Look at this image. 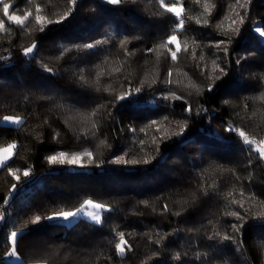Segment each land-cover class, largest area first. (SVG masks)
I'll return each mask as SVG.
<instances>
[{
  "label": "trees",
  "instance_id": "obj_1",
  "mask_svg": "<svg viewBox=\"0 0 264 264\" xmlns=\"http://www.w3.org/2000/svg\"><path fill=\"white\" fill-rule=\"evenodd\" d=\"M178 1L184 26L176 35L181 48L185 41L189 47L181 51L176 62L166 50L147 52L166 39L178 22L161 6V0H123L116 5L105 0H80L67 19L47 24L43 32L35 21L36 6L42 9L40 15L56 21L70 7L68 0H40L28 9L32 16L24 28L8 21L0 11V19L10 29L0 32V56L10 55L9 60L0 62V115L25 118L19 130L0 125V147L16 142L10 167L15 164L22 171L32 169L27 177L19 175V180L6 168L0 169V212L4 213L0 264H14L5 257L7 237L21 229L17 252L23 264H224L225 260L229 264H264V250L258 246L264 241V218L255 215L262 210L259 202L264 201V161L255 158L257 153L250 156L235 132L222 133L213 124L214 119H222L250 137L264 139V101L256 99L264 92V38L254 31L256 26H264V0H252L248 18L238 25V35L218 27L228 28L231 19L238 20L235 11H245L238 5L233 10L235 0H208L210 12L204 11V0L199 4ZM5 2L12 4L10 12L25 14L22 9H13L18 0ZM228 35L232 42L225 56L224 45L217 48L215 43ZM125 37L129 41L122 48L120 41ZM105 38L108 42L97 48L72 47ZM33 41L38 45L35 59L26 58L22 49ZM62 47L71 51L61 56ZM125 48L130 56H125ZM213 60L227 66L228 74L215 81V88L208 92V76L220 75L213 73ZM41 64L54 72H45ZM169 70L173 73L172 90L184 99L165 103L160 96L168 86L160 81L168 78ZM153 79L158 82L151 88L145 87L115 107L108 103L130 84L137 87L141 81ZM106 88L109 91H104ZM197 88L202 94H197ZM187 104L193 109L190 118L184 113ZM98 105L105 107L93 117ZM201 106L207 112L196 115ZM109 109L115 120L106 117ZM164 116L173 121L167 129L169 135L179 130L175 121L188 119L183 136L159 139L168 125V121H161ZM51 118L58 131L51 127ZM94 120L96 136L91 134ZM152 120L161 121V131L148 127ZM130 127L136 129L135 134ZM56 132L60 136L54 140ZM189 141L195 146L186 150ZM59 151H91L95 162L82 157L80 164L85 167L49 164L45 157ZM126 152V160L138 163L108 162ZM145 159L149 163L145 164ZM13 184L17 185L15 190ZM241 190L244 209L240 211L246 218L241 229L243 248L238 251L232 241L221 237L235 235L231 224L239 222L225 212L237 206L229 204L227 193L232 191L239 200ZM252 196L256 199H249ZM86 199L111 209L102 213V224L84 217L69 224L47 220L31 223L35 215L74 211ZM165 204L167 212L162 211ZM114 229L124 232L132 245L123 258L114 255L115 246L110 243ZM156 233L166 239L159 254L153 256L157 247L149 238H155ZM176 252L182 254L180 261L173 259Z\"/></svg>",
  "mask_w": 264,
  "mask_h": 264
},
{
  "label": "snow or ice",
  "instance_id": "obj_2",
  "mask_svg": "<svg viewBox=\"0 0 264 264\" xmlns=\"http://www.w3.org/2000/svg\"><path fill=\"white\" fill-rule=\"evenodd\" d=\"M30 2H31V0H30ZM68 2H69L70 7L68 8L67 12L56 21L47 20L46 17L40 15L39 13L42 11V9L40 8L39 5L36 6V13L37 14L35 15V21H36V24L39 25V30L41 32H43L45 30V27L47 26V24H51L54 22L55 23H62L65 19H67V17L69 15L72 14L73 11L76 10V8L80 4V0H68ZM105 2L116 5V4L122 3L123 0H105ZM195 2L199 4L200 0H195ZM251 3H252V0H235V5L231 6L233 8V10L235 11L236 6L238 5L240 9H244L245 11L243 12V14L239 11H235V17H237L238 20L236 18L231 19V23L229 24L228 28L224 29L222 24L218 25V27L223 29L225 32L236 33L238 35L240 32V27L238 25L242 26L245 23V20L248 18V9L250 8ZM161 6L164 7L167 12L172 13L177 18L178 22L176 23L175 27L172 29L171 34L167 35L166 39L161 40L156 45L155 49H147V52L152 53L153 51L166 50V53H167V55L170 56L171 60L173 62H176L181 51L186 52L188 50V47H189L187 41H185L183 48H181V44L178 42V37L176 35L177 29L182 30L183 26H184V19L181 18L182 13H183V8H182V6H179L178 0H173V2L170 5L164 4L163 0H161ZM11 7H12L11 3L5 2V0H0V11H2L3 16L6 17L7 20L10 21L11 23H13L17 26H20L21 28H24L25 22L28 21L30 16H32V12L30 10L26 11L25 14L21 16V15H17L15 12H10ZM213 7H214V5H213ZM204 11L210 12L208 0H204ZM199 22L200 21L197 20V23H199ZM205 23H207V21H205ZM8 31H10V29L5 27V20L0 19V32H8ZM254 31L256 33H258L260 37H264V28H262L260 26H256L254 28ZM128 41H129L128 37H125L124 40L120 41L121 47L124 48V45ZM107 42H108V39L105 38L103 40H97L94 43L84 44L82 46L73 45L72 47L76 48L77 50H89V49L97 48L101 45H104ZM231 42H232V37H231V35H228L225 40L217 41L215 43V47L220 48L221 45H224L222 50L225 53V56H227L228 55L227 45H230ZM171 46H174V48ZM37 51H38V45L35 41H33L30 46L22 49V55L26 58L35 59V54ZM69 51H71V48L62 47L61 48V56H63L65 53H67ZM124 54H125V56L131 55V53L126 48L124 49ZM193 55L195 56V53H193ZM9 59H10V55L9 56H0V62L7 61ZM199 59L203 60L204 59L203 55H201L199 57ZM236 64L237 65L240 64V59L236 60ZM41 67L45 72H48V73L54 72V70L52 68H49L46 65L41 64ZM212 68H213V73L218 71L220 73V75H214L213 74V75L208 76V79L211 81L207 87L208 92H212L213 89L215 88V81L222 79L223 76H226L228 74L227 70H226L227 66H221L220 64L217 63L216 60L212 61ZM117 71H118V69H117ZM172 75H173L172 71L169 70L167 73L168 78L165 79L164 81H160V82H162L168 86L165 88V90L162 92V94L160 96V99L162 101H164L165 103H170L173 100L184 99L182 96L176 95V93L172 90V88H171V85L173 84ZM262 79H264V77H262ZM80 80L81 81L84 80L83 76L80 77ZM157 82H158V80H156V79H153L150 82L149 81H141L140 85L137 87H132L130 84L128 90L120 93L119 95H117L115 97L114 101H109L108 103H110L112 105V107H115L117 103L127 100L130 96L141 93L142 91H144L145 87L151 88ZM97 91H100V89H97ZM104 91H109V89L106 88V89H104ZM196 91H197V94H202L201 89L197 88ZM109 94H111V93H109ZM256 99L264 101V92H262L259 97H256ZM150 103H154V101H150ZM224 103L227 104L228 101L225 100ZM104 107H105V105H98L97 109H93L91 115L93 117H96L97 111L100 108H104ZM201 111L206 113L207 109H205V108H203V106H201V108H198L196 110V115H200ZM184 113L186 114L187 118L191 117V115L193 113V109H192L191 104H187V106L184 109ZM106 117L109 119H113V120L116 119L115 117H112L110 109L106 110ZM187 118L184 119L183 121L177 120L174 122L179 130L173 131L171 133V135H175L177 137L183 136V134H184V132L188 126V119ZM161 121H168V125L165 127L164 135L160 136L159 139H161V140L171 139V135L168 134L167 129L172 126L173 121L169 120L168 116L162 117ZM161 121L152 120L149 122L148 127L156 126L155 130L157 132H159V131H161V128H160ZM24 122H25L24 117H4V121L0 122V125H2L3 127H6V128L15 126L16 129L19 130V128L23 127ZM45 123H47V121H45ZM92 129H93L92 133H91L92 136H96L97 131H98V127H97V122L95 120L93 121ZM225 130L229 131V132H235L241 138L243 144L246 147V151L249 153L250 156L252 153H257L258 155L255 158L260 160V161H264V139L258 140L255 137H250L244 130L238 129L234 125H231V124H229V126ZM129 131H131L133 134H135L136 129L130 127ZM140 131L144 132L145 129L142 128V129H140ZM86 135H87V133H86ZM59 136H60V133L56 132L53 136V139L56 140L59 138ZM156 141H157V137L153 136L152 137V143L156 144ZM100 143L106 145L107 140H101ZM140 144L143 146L144 141L141 140ZM16 148H17L16 142L8 143L7 145L0 147V169L6 168L9 175L13 176L16 180H19L20 177L18 175V172L20 170L19 169H15V170L12 169L8 163L10 160H12L13 156L15 155L14 150ZM158 151H159V146L157 145V152ZM126 155H128L127 152L124 153L123 155L115 156L111 161H108V162L109 163H116V164H125V165H128V164L135 165L138 163V161L136 159L126 160L125 159ZM82 157H87L89 160V163L95 162L93 152H91V151H84V152L75 153V154H69V153H66L64 151H59L58 153L46 156L45 159L47 160V162L49 164H53V165H55V164H68V165H79L80 167H85V165L80 164ZM144 163L145 164L149 163V160L145 159ZM249 163H251V160L249 161ZM220 167H223V166H220ZM31 171H32L31 167L26 168L23 170V175L25 177H27ZM249 178H251V176ZM237 179H239V177H237ZM16 187H17V185H15V184L12 185L13 190H15ZM213 189H214V186H213ZM203 193H204V195H207L208 189L204 188ZM10 195H11V193H10ZM240 197H241V199L237 200L234 197L232 191L227 193V198L229 199V204L236 205L237 207L234 210L226 211L225 215L235 218V220L239 223H232L231 224L232 232L235 235L225 234L221 237L222 240H224V241H232L236 245L238 251H240L243 248V239H242L243 234L241 232V229L243 228L242 222L246 218L245 215H242L241 211H240V209H244V192H243V190H241V192H240ZM249 199L255 200L256 198L254 196H252V197H249ZM6 203H7V200H6ZM142 203L147 204L148 202L144 201ZM259 203H260V207L262 210L256 212L255 215L257 218H264V201H260ZM168 210H169L168 205L165 204L162 211L167 212ZM110 211H111V209L108 208L107 205H105L103 203H98L92 199H86L74 211H56V212H53L52 214L44 216V217H42L41 215H35L34 218L31 220V223L32 224H39V223H41L42 220H47L49 222H52V221L70 222L74 218L83 216V217H86L88 220H90L93 224H102L103 223L102 213L110 212ZM247 212H248V209H245V213H247ZM174 214L177 216L180 215L179 212H176ZM3 216H4V213L0 212V219H2ZM22 231H23L22 229L19 231H11L10 235L7 237V240L10 241V243L12 245L11 251L8 253V256L16 258V260L19 261V264H23V261L20 260L19 254L17 252V240L20 237ZM214 235H219V233H214ZM238 237H241V238L238 239ZM210 238H213V237H210ZM149 239L157 247V251L153 252L152 255L157 256L159 254V249H161L163 247V241L166 239V236L162 235L160 233H156L155 238L150 237ZM110 243L114 244V246H115L114 255H116L118 257L123 258L127 252L132 251V245L129 243L128 239L126 238L125 233L122 231H118V230L114 229L113 230V237H112V240L110 241ZM258 246L262 250H264V241H259ZM184 255H186V254H184ZM181 256H182V254L180 252H176L173 256V259L180 261ZM196 258L200 259V255L197 254ZM110 259H111V257H109V260ZM37 264H46V262H37ZM145 264H147V261H145ZM224 264H229V261L225 260Z\"/></svg>",
  "mask_w": 264,
  "mask_h": 264
},
{
  "label": "rangeland",
  "instance_id": "obj_3",
  "mask_svg": "<svg viewBox=\"0 0 264 264\" xmlns=\"http://www.w3.org/2000/svg\"><path fill=\"white\" fill-rule=\"evenodd\" d=\"M18 1H19V3L18 4H14L13 9H15V10L22 9L23 12L24 11H28V9L30 7H32L33 5H36V4H38L40 2V0H31V2H30V0H18ZM172 2H173V0H163L164 4H169L170 5ZM178 3H179V1H178ZM179 6H181L180 3H179ZM16 14L22 16V14H18V13H16ZM260 27L264 28V26H260ZM262 38H264V37H262ZM172 47L174 48V46H172ZM4 117H18V116H14V115H0V122L4 121ZM49 122H50L51 127L54 128L56 131H58V125L55 122V120L51 118V119H49ZM213 124H214L215 128L217 130H219L220 132H222V133H228L229 132V131L225 130L229 126V124L227 122H225L224 120H222V119H214L213 120ZM194 146H195V143L193 141H189L188 143L185 144V149L188 150L190 148H193ZM11 168L14 169V170L15 169H19L20 171L18 172V175H22L23 174V171L18 166H16L15 164H13L11 166ZM81 217H83V216H81ZM84 218H86V217H84ZM75 219L76 218L72 219L70 222H72ZM70 222H65V223L69 224ZM11 247H12V245H11V243L9 241V245H8V249L6 250L5 257H6L8 262L14 263V264H19V261H17L16 258L8 256V253L11 251ZM19 257H20V260L23 261V259H22V257L20 255H19ZM29 264H37V262H31Z\"/></svg>",
  "mask_w": 264,
  "mask_h": 264
},
{
  "label": "built area",
  "instance_id": "obj_4",
  "mask_svg": "<svg viewBox=\"0 0 264 264\" xmlns=\"http://www.w3.org/2000/svg\"><path fill=\"white\" fill-rule=\"evenodd\" d=\"M3 222H4V217L0 219V224H2Z\"/></svg>",
  "mask_w": 264,
  "mask_h": 264
}]
</instances>
